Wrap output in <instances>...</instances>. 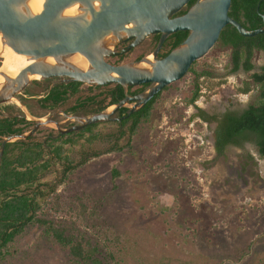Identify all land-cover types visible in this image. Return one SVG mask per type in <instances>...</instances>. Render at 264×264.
<instances>
[{"label": "rangeland", "instance_id": "374dc122", "mask_svg": "<svg viewBox=\"0 0 264 264\" xmlns=\"http://www.w3.org/2000/svg\"><path fill=\"white\" fill-rule=\"evenodd\" d=\"M147 44L145 41L141 48L146 50ZM120 50L118 47L117 51ZM126 58L125 62L132 55ZM21 59L17 58L14 71L9 68L7 77H13ZM1 63L0 57V73ZM251 63L254 67L251 72L231 73L230 50L216 43L195 62L189 74L162 95L153 118L133 136L128 132L130 123L121 127L117 121H107L92 130L96 140L89 142L87 133L73 135L71 144L64 143L65 155L72 166H78L69 177L70 183L65 180L61 183L60 160L54 161L39 182L54 186V194L79 195L96 206L95 215L77 227L92 244L102 245L100 254L106 262L264 264V160L249 147L228 148L223 158H216L207 144L210 129L203 125L207 123L193 118L199 110L216 117L226 109L237 111L252 104L257 96L254 86L246 95H237H241L245 83L251 84V74L264 66V53L254 52ZM202 72H208L210 77L196 80V74ZM33 82L28 87L30 95L26 93L24 98L23 91L15 97L24 102L33 122L51 119L61 130H68L72 124L91 116L88 109L75 113L78 119L74 121L63 120V116L55 113L66 112L81 94L57 111L40 112L34 100L47 93L48 81ZM196 85L204 92L200 93L204 101L189 111L187 98ZM86 88L84 84L82 89ZM29 96L36 98L30 101ZM12 102L1 105L0 110L20 115ZM112 110L108 108L106 112ZM214 123H209L212 129ZM193 130L205 136L206 141L195 149V139L190 137L185 142ZM50 131L55 133L56 125L43 126L34 141L41 142ZM245 162L251 164L247 173ZM41 204L44 206V201ZM1 264L76 262L67 249L45 236L41 227L32 225L16 239L14 253Z\"/></svg>", "mask_w": 264, "mask_h": 264}, {"label": "water", "instance_id": "95a60500", "mask_svg": "<svg viewBox=\"0 0 264 264\" xmlns=\"http://www.w3.org/2000/svg\"><path fill=\"white\" fill-rule=\"evenodd\" d=\"M31 1L0 0L1 40L15 55L31 63L15 78L2 76L0 106L12 101L20 104L15 97L32 81H38L31 78L33 76H39V81L66 78L65 83L79 82L94 87L117 84L127 89L152 84V88L140 97L126 98L112 106L111 112L79 120L75 127L60 130L61 133L112 121L110 115L128 101H137L132 112L141 108L164 87L180 81L191 66L215 46L226 26L234 27L243 37L264 33V16L263 26L255 31H247L230 18L231 0H197L186 14L178 17L175 15L190 0H44L38 14L33 13ZM76 5L75 15L64 14ZM177 32H189V36L162 60L152 59L158 49L152 57L135 64L114 66L105 61L137 47L154 34L162 36L160 48L165 38ZM129 40H134L131 45L114 52L115 47ZM76 55L85 59L86 70L72 63L71 59ZM44 58H52L55 62H40ZM143 65L149 66L150 70ZM112 74L116 76L112 77ZM43 123L50 122L37 121L28 133L5 138L1 144L0 160L6 143L27 139Z\"/></svg>", "mask_w": 264, "mask_h": 264}, {"label": "trees", "instance_id": "16d2710c", "mask_svg": "<svg viewBox=\"0 0 264 264\" xmlns=\"http://www.w3.org/2000/svg\"><path fill=\"white\" fill-rule=\"evenodd\" d=\"M194 2L195 0H191L189 5ZM228 15L247 31L258 30L263 26L264 0H231ZM186 37L187 32L171 35L165 43V50L160 58L170 54ZM218 43L231 52V73L240 70L245 73L251 72L254 70L251 63L253 53L255 51L264 53V33L255 37H243L232 26H226L222 30ZM124 57L126 56H121L120 59ZM200 77L209 78L210 74L208 72L196 74V80ZM250 81L251 84L245 83L240 92L247 94L251 86H254L257 88V96L241 114L227 112L219 120L201 110L193 115V118L197 117L203 122L217 123L214 131V150L217 156H222L229 145L240 146L242 142L249 141L256 146L258 156L264 159V66L258 72L251 74ZM222 83L218 82V84ZM32 84H39V82L35 81ZM82 85V83L73 82L54 86L38 101L39 107L44 110H57L64 107L70 99L81 94L66 113L75 114L91 106H95L91 113H100L117 105L124 98L123 89L119 85L99 93L89 88L85 94L82 93ZM173 86L167 87L164 92L171 91ZM28 87L25 88L24 93L31 94ZM145 87L146 85L133 92H130V88L128 94L140 93ZM162 95L163 93L156 95L140 111L127 117L120 126L124 127L130 123L129 134L131 136L136 134L141 126H145L153 118L156 105ZM200 96L202 95L196 85L192 95L187 98V105H193ZM126 112V108L119 110L120 115H125ZM33 125V122L26 121L24 118L11 116L0 118V147L3 139L23 135ZM97 125L92 124L76 135L88 133V141H94L97 135L92 134V130ZM73 135L75 134L62 135L56 139L48 138L44 143L35 142L34 136L31 135L26 140H16L5 144L0 160V264L14 253L16 239L32 225L41 227L45 236L67 249L76 264H110L101 257L102 245L99 242L92 244L85 233L77 227L95 215L96 206L86 202L85 198L79 195L67 197L54 194V186L39 182L54 161L60 160L63 162L61 183L64 180L70 183L69 177L78 166H72L62 145L56 146V142L64 141L62 144H71L70 137ZM65 136L68 138L62 140ZM41 187L46 190H40ZM42 201L44 206H41Z\"/></svg>", "mask_w": 264, "mask_h": 264}, {"label": "flooded vegetation", "instance_id": "af4514ba", "mask_svg": "<svg viewBox=\"0 0 264 264\" xmlns=\"http://www.w3.org/2000/svg\"><path fill=\"white\" fill-rule=\"evenodd\" d=\"M191 1V0H190ZM197 2V0H195V2L192 4V5H189V3L183 8V10H181L179 13H177L176 15H175V17H178V16H182V15H184V14H186L187 12H188V10L195 4ZM173 35V34H172ZM171 36V35H170ZM170 36H168L167 38H165L164 39V41H163V44L160 46V48H159V45H160V42H161V40H162V36H161V34H154V35H150V36H148V37H146L143 41H142V43L141 44H139L137 47H134V48H132V49H130L129 51H127V52H125V53H123V54H120V55H115V56H111V57H109V58H107L105 61L108 63V64H110L111 63V65H114V66H118V65H126V64H135V63H138L140 60H142V59H144V58H147V57H152L153 56V54L157 51V53H156V55L154 56V57H152V59L154 60V61H157V60H162V59H164V58H160V56L162 55V53H164V50H165V43H166V41H167V39L170 37ZM189 36V32H187V37ZM187 37L185 38V40L187 39ZM184 40V41H185ZM133 41L134 40H129V41H127V42H125V43H123V44H121V45H119V46H117V47H115L113 50H116L115 52H118L117 51V48L118 47H120V49H124V48H126V47H128L129 45H131L132 43H133ZM145 41H147L148 42V44L146 45V47H145V49L146 50H144V49H142L141 48V46H142V44L145 42ZM183 41V42H184ZM182 42V43H183ZM181 43V44H182ZM218 43V42H217ZM180 44V45H181ZM180 45H178V46H180ZM177 46V47H178ZM176 47V48H177ZM174 50V49H173ZM255 52H261V51H255ZM135 53V55H133ZM148 53V54H147ZM263 53V52H262ZM132 55V59L131 60H129V61H124V60H128V58H126V57H124L123 59H120V57L121 56H131ZM230 57H231V52H230ZM112 60V59H115V60H113V61H110V62H108V60ZM121 60V61H120ZM195 64V63H194ZM194 64L191 66V68L189 69V71L187 72V74H189L191 71H192V67L194 66ZM231 66V65H230ZM230 71H231V68H230ZM186 74V75H187ZM185 75V76H186ZM184 76V77H185ZM183 77V78H184ZM182 78V79H183ZM181 79V80H182ZM65 80H66V78H58V77H55V78H51V79H46V80H43L45 83L48 81V84H47V87H48V91L51 89V88H53L54 86H57V85H61V84H70V83H73V82H68V83H65ZM179 82V81H178ZM178 82H176V83H178ZM40 83V82H39ZM173 84H175V83H173ZM173 84H171V85H168V86H166V87H164L160 92H158L156 95H158L159 93H165L164 91H165V89L167 88V87H169V86H172ZM84 85V84H83ZM82 85V86H83ZM117 84H111V85H105V86H98V87H94V86H90V85H87V88L86 89H82V86H81V90L82 91H85V92H88V89L89 88H92L93 89V92H97V93H99V92H103V91H108V90H110V89H113L115 86H116ZM144 85H146V87L143 89V91L142 92H140V93H137V94H135V95H129L128 93V91L130 90V88H131V91L130 92H133V91H135V90H138V88H140V87H142V86H144ZM120 86V85H119ZM28 87V86H27ZM99 87H101L102 89H96V88H99ZM198 87H200V86H197V88ZM152 88V84H142V85H139V86H131V87H128L127 89H125L124 87H122V89H123V92H124V98L120 101V102H122V101H124L126 98H134V97H140L142 94H144V93H147L150 89ZM194 90H195V88H193ZM242 89V88H241ZM201 91H199V93H200ZM251 92V91H250ZM24 93V92H23ZM48 93V92H47ZM240 94L241 95H237V97H240V96H243L242 94L243 93H241L240 92ZM19 95H22V93L21 94H19ZM155 95V96H156ZM244 95H246V94H244ZM45 96V95H44ZM44 96H42V97H34V98H36V99H38V100H34V98L32 99V100H34V101H36V103H37V107H38V110H40V111H47V112H54V111H56V110H44V109H42V108H40L39 107V104H38V101L39 100H41ZM154 96V97H155ZM153 97V98H154ZM152 98V99H153ZM152 99H150V100H152ZM149 100V101H150ZM19 102H21V99H19L18 100ZM148 101V102H149ZM147 102V103H148ZM137 103V101H128L127 103H125V105L123 106V107H120L117 111H115L113 114H112V117H110V119L112 120V121H117V123H119V125H121V123L127 118V117H129L130 115H132V114H134V113H136V112H138V111H140L144 106H142L141 108H138L137 110H135V111H133L132 112V106L133 105H135ZM23 107H25L24 106V104L23 103H20ZM250 104H247L246 105V107L245 108H242V109H239V110H237V111H230V110H225L224 112H222V114H219L218 116H216V118H218V120L219 119H221L222 118V116L223 115H225L227 112H237V113H239V114H241L242 113V111H244L248 106H249ZM94 107L95 106H91V107H89V108H87L89 111H90V115L92 116V115H97V114H99V113H91V111H93L94 110ZM109 108H112V106L111 107H109ZM121 108H126L127 109V112H126V114L124 115H120L119 114V110L121 109ZM108 109V108H107ZM106 109V110H107ZM58 110V109H57ZM105 110V111H106ZM105 111H103V112H105ZM62 113V115H64L63 117H64V119L63 120H67L68 118H72L73 119V121H74V118H78L77 117V115H75V114H72V115H68L65 111H63V112H61ZM100 113H102V112H100ZM114 116V117H113ZM199 119V118H198ZM200 120V119H199ZM37 121H41V122H50V123H43L39 128H38V130L34 133V134H32L34 137L37 135V134H39L40 133V131H42V127L43 126H45V125H48V124H57V126H56V128H57V131L55 132V133H52V131H50V132H48L47 134H46V136L45 137H43V139H42V141L41 142H45L48 138H52V139H56V138H58L59 136H62V135H67V134H75V136H77L76 134H78L79 132H81V131H83L85 128H87V127H85V128H83V129H81V130H79V131H75V132H70V133H61L60 132V130H61V128H60V126H59V124L58 123H54V121L53 120H51V119H47V120H37ZM36 121V122H37ZM72 121V120H71ZM30 122H33V121H30ZM36 122H33L34 123V125L31 127V129L36 125ZM205 123H207V122H205ZM212 123V122H211ZM96 124H100V123H96ZM215 125H214V127H213V129L210 127V124L209 123H207L206 125H208V128L210 129L209 131H207V132H210V135H208V137H209V144H210V146H211V149H212V152L215 154V157L216 158H223V156H224V154L222 155V156H217V154L215 153V150H214V143H215V135H214V131H215V128H216V125H217V123H214ZM76 126V124H72V126H70V128H72V127H75ZM89 126H91V125H89ZM69 128V129H70ZM30 129V130H31ZM29 130V131H30ZM28 131V132H29ZM62 131H64V130H62ZM38 132V133H37ZM87 134V133H86ZM83 135H85V134H83ZM64 139H67V136H65L62 140H64ZM71 139V138H70ZM64 141H57L56 142V146L57 145H62V147H64L66 144H61V143H63ZM70 144V143H69ZM246 147H249V148H251V149H253L254 151H255V154H257V152H256V146L252 143V142H249V141H245V142H242V144L240 145V146H235V145H229V146H227L226 147V149H225V151L228 149V148H238V149H243V148H246ZM49 152H50V150H48ZM225 153V152H224ZM257 156H258V154H257ZM258 158L259 159H261L259 156H258ZM262 160H264V159H262ZM251 164H250V162H245V173H247L248 172V167L250 166ZM231 169V168H230ZM243 169V168H242ZM234 173V172H233ZM236 173V172H235ZM234 173V174H235Z\"/></svg>", "mask_w": 264, "mask_h": 264}, {"label": "bare ground", "instance_id": "6f19581e", "mask_svg": "<svg viewBox=\"0 0 264 264\" xmlns=\"http://www.w3.org/2000/svg\"><path fill=\"white\" fill-rule=\"evenodd\" d=\"M44 0H32L30 3V7L33 10V13L38 14L41 12L42 10V5H43ZM98 4L96 3V6ZM78 5L74 6L71 9H68L64 12V14L66 16H73L75 15V10L77 8ZM0 57L2 58V68L3 71L0 73V86L3 84L4 80H1L3 77L2 76H7V73L9 71V68L13 67V71L16 68V64H17V58L19 56L15 55L11 49L7 48L4 46L1 37H0ZM22 58V57H21ZM14 59V60H13ZM72 63L74 65H76L77 67L81 68L82 70H86L88 68L87 62L85 61V59H83L80 55H76L71 59ZM40 62H43L45 64H54V60L52 58H44L41 59ZM23 63V64H22ZM31 63H26V61L24 60V58H22L20 60L19 66L17 67V71L16 73L13 75L12 78H15L19 72L25 68V66H28ZM143 68H146L147 70H150V67L147 65H143ZM112 77H115L116 75L112 74ZM33 79L39 80V76H33L31 77ZM201 104V103H199ZM19 106V105H18Z\"/></svg>", "mask_w": 264, "mask_h": 264}, {"label": "crops", "instance_id": "0c3cea01", "mask_svg": "<svg viewBox=\"0 0 264 264\" xmlns=\"http://www.w3.org/2000/svg\"><path fill=\"white\" fill-rule=\"evenodd\" d=\"M48 92V91H47ZM47 94V93H46ZM45 94V95H46ZM28 95H30V94H28ZM23 97L25 98V97H27V95H26V93H24V95H23ZM34 98V96H29L27 99H30V101H32V99ZM21 103V102H20ZM29 103H32V102H29ZM12 104L13 105H15V111H20V115L18 114V113H14L13 115H9L8 113H4L3 112V110H0V113L2 114V115H0V118H7V117H9V116H11V117H19V118H24L26 121H33L34 120V117L31 115V113L25 108V107H23V106H21L18 102H16V101H13L12 102ZM19 105V106H18ZM61 109V108H60ZM25 110V111H24ZM59 110V109H58ZM40 111V110H39ZM57 111V110H56ZM40 112H44V113H46L47 111H40ZM62 112V111H61ZM61 112H55V113H59V115H61V116H64V115H62V113ZM26 133H28V131H26L24 134H26ZM4 140V139H3ZM2 140V141H3ZM18 140H20V139H18ZM26 140V139H25ZM14 141H16V140H14ZM14 141H11V142H14ZM9 143V142H8ZM2 144V143H1ZM0 149H1V147H0Z\"/></svg>", "mask_w": 264, "mask_h": 264}, {"label": "built area", "instance_id": "2783aa9c", "mask_svg": "<svg viewBox=\"0 0 264 264\" xmlns=\"http://www.w3.org/2000/svg\"><path fill=\"white\" fill-rule=\"evenodd\" d=\"M200 93H204V92H200ZM201 95H202V96H200L199 99H198L193 105L189 106V111H190L192 108H194L193 106L200 107L198 104H199V103H202V102L204 101L203 94H201ZM240 97H241V96H240ZM203 125L206 127V124H203ZM191 127H192V125H191ZM208 135H210V132L208 133ZM182 136H183V134H182ZM187 137H188V138L185 140L186 144H187V142H188L189 140H191L190 137H192L193 139H195V143H193V144H194V145H193L194 149H195L196 145H197V147H198V146H202L204 143H206V141H205V136H203L202 134L198 135V134L196 133V131H194V130H193V134H191V135L188 134ZM188 139H189V140H188ZM209 142H210V141H208L207 144H209ZM187 147L189 148V146H187Z\"/></svg>", "mask_w": 264, "mask_h": 264}]
</instances>
